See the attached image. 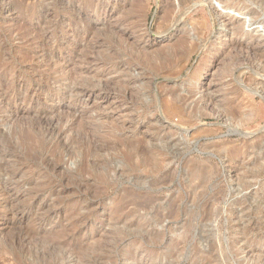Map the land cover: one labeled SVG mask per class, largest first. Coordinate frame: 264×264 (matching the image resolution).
Returning a JSON list of instances; mask_svg holds the SVG:
<instances>
[{"label":"rangeland","instance_id":"rangeland-1","mask_svg":"<svg viewBox=\"0 0 264 264\" xmlns=\"http://www.w3.org/2000/svg\"><path fill=\"white\" fill-rule=\"evenodd\" d=\"M170 1L176 9L168 18V0H0V264L13 263L9 255L53 264L58 245L68 264H264V58L232 46L234 39L264 45V0H231L239 10L217 0L181 10ZM223 15L252 37L234 33ZM34 25L51 55L62 67L72 62L95 95L78 100L50 58L47 65L25 56L20 36ZM187 29L191 37L180 43ZM128 76L140 94L123 87ZM174 89L214 103L190 121L164 118ZM224 100L244 107L248 119L220 116ZM37 107L51 125L41 124ZM83 122L99 148L84 163L100 168L78 171L79 152L70 156L64 145L56 159L43 137L75 123L67 142ZM29 132L32 147L23 139ZM135 135L161 147L166 163L154 171L125 158L124 143ZM204 161L213 167L207 178L196 166ZM150 195L149 208L135 212L129 200ZM171 205L172 216L156 217ZM76 213L82 218L72 222Z\"/></svg>","mask_w":264,"mask_h":264},{"label":"bare ground","instance_id":"bare-ground-1","mask_svg":"<svg viewBox=\"0 0 264 264\" xmlns=\"http://www.w3.org/2000/svg\"><path fill=\"white\" fill-rule=\"evenodd\" d=\"M179 1V8L182 10V8L185 7H189L193 1L195 0H178ZM202 1V0H199ZM209 2H211L212 0H207ZM218 2H220V4L224 7V8H231L235 9V10H239V7L232 2L231 0H217ZM167 2V1H166ZM169 4L166 5V15L168 18L172 15V13L175 12L176 6L173 3V1L171 2L170 0H168ZM195 3V2H194ZM204 3V2H203ZM208 3V2H207ZM191 8V6H190ZM192 9V8H191ZM185 10V9H184ZM183 10V11H184ZM187 10V8H186ZM187 12V11H186ZM189 12V11H188ZM174 17V16H173ZM224 19V23L226 24V26L232 28L234 30V33H240V34H245L248 37H252L250 36L247 32H245V28L243 24H236V20L235 17H229L227 15H223L222 16ZM179 18V17H178ZM167 20V19H166ZM26 22V21H25ZM177 22V21H176ZM174 23V22H173ZM20 24V23H19ZM30 25V24H29ZM178 25V24H177ZM28 26V25H27ZM26 26V27H27ZM173 26V25H171ZM29 27V26H28ZM38 27V26H37ZM185 27V25H184ZM30 28V27H29ZM186 28V27H185ZM193 29H197V27H193ZM199 31V30H198ZM181 37H180V43L184 42L187 43L189 38L191 37V30H186V31H182L180 32ZM29 35V36H28ZM28 36V37H27ZM21 39L23 41H25V45L27 48H25V56L30 59V60H34L36 58H41L40 60L42 62H45V64L49 65V58H50V63L51 65L54 67H56L59 71H60V75L62 76L63 79H68L70 80V84L66 85V87H64V89H66L67 91L71 92L72 95L77 96L78 100H84L89 97H91L92 95H95V91L94 88H90L89 86L85 85V83H79V81H83L84 76L83 73L80 72L79 70H77V68L73 67L72 62L69 63L70 68H66V67H62L60 65V62H58V58L53 57L51 55L52 52L49 51V49L45 46V42H46V38L42 35V33H40L39 31H36V25H34L33 27L31 26V29H29L28 34H22ZM37 37H39L38 40H35ZM257 40L255 39V42L249 44V43H245L239 39H234L232 41V46L235 48H239V50L243 49V51H245L246 53H250L251 55H257L260 53L261 57L264 58V45L257 43ZM34 42L36 44H34ZM192 43V41H191ZM201 44V43H200ZM15 46V45H14ZM20 46V45H19ZM24 47V46H23ZM169 47V46H168ZM194 47V46H192ZM225 47V46H224ZM2 48V47H1ZM226 48V47H225ZM200 49V48H199ZM234 49V48H233ZM168 50V49H167ZM203 50V49H202ZM206 50V49H205ZM235 50V49H234ZM18 51H22L23 50H18ZM4 52V51H3ZM241 52V51H240ZM23 55V54H22ZM187 55V50L184 52V57ZM192 55V54H191ZM240 56V55H238ZM2 58V57H1ZM0 58V59H1ZM22 60V59H21ZM2 61V60H1ZM74 61V60H73ZM40 62V61H39ZM75 63V62H74ZM5 64V63H4ZM7 64V63H6ZM18 65V64H17ZM26 65V64H25ZM66 65V64H65ZM72 65V67H71ZM15 66V63H12L8 66H6V68H13ZM29 66V65H28ZM21 67V66H20ZM26 67V66H25ZM68 67V66H67ZM157 65L154 66V68H156ZM31 68V67H30ZM20 69V68H19ZM68 69V70H67ZM43 70V69H42ZM22 71V70H21ZM44 71V70H43ZM43 73V72H42ZM21 74V73H20ZM128 73L126 72V75ZM25 75V74H24ZM89 75V74H88ZM26 76V75H25ZM46 76V75H45ZM49 76V75H48ZM29 77V76H28ZM169 77V76H168ZM90 78V77H89ZM95 80V79H94ZM135 79L132 77H129L123 82V87L126 90H130L132 93L135 92L136 94H140V91L136 90V88L134 87V81ZM84 82V81H83ZM137 82V81H136ZM50 83V82H49ZM64 85V84H63ZM23 86V85H22ZM93 86V85H92ZM5 87V86H4ZM45 90V89H44ZM2 91V90H1ZM26 91V90H25ZM63 91V90H62ZM16 92L19 93L18 89H14V93ZM32 93V92H31ZM130 93V94H132ZM30 94V93H29ZM195 94V95H194ZM21 95V93H20ZM99 96H101V98H106L105 94H100L98 93ZM173 95V101L172 104L170 106L167 107V110L164 112V118H170L172 115H178L180 116L183 120H188L194 116H197L200 114V116H203V109L207 110L211 107L212 103H214V99L212 96H207L206 94H202L200 95L199 99H193L196 96V92H191L189 91L188 94H181L179 92V90L174 89L172 90V94ZM198 96V95H197ZM43 97V96H42ZM23 98V97H22ZM20 100V99H19ZM28 100L29 103L33 104L34 103V99L32 97H30ZM75 100H77L75 98ZM108 100V99H107ZM160 102V101H159ZM221 102V101H220ZM218 103V102H217ZM37 104V103H36ZM222 104V103H221ZM38 105V104H37ZM216 105V102H215ZM36 107V106H35ZM222 108H220L219 110V115L220 116H228L231 120L233 119L234 124H240V122H243V120H246L248 118L245 117V113H244V107L241 108L239 105H234L230 100H224L222 106ZM161 108V107H160ZM216 109V108H215ZM36 110H38L39 113V117L41 119V124L43 125H47V124H52L54 121H52L50 118H45V108L43 107H38L36 108ZM161 110V109H160ZM213 111V110H212ZM215 111V110H214ZM218 112V111H217ZM17 113V112H16ZM163 116V114H162ZM86 117V116H85ZM172 119V118H171ZM83 120V119H82ZM96 120V119H95ZM165 120V119H164ZM163 120V121H164ZM182 120V121H183ZM190 121V120H188ZM184 122V121H183ZM47 123V124H46ZM56 123V122H55ZM75 124V123H74ZM70 125L69 128H73L72 126L74 125ZM170 124V123H169ZM45 126H42V129L45 128ZM171 126V125H170ZM180 126V125H179ZM69 128L64 129L62 128L61 125L57 126V128H52V135L53 137H48V136H44L43 138L45 139V141H49L48 143L50 145H52L53 150L56 151V153H52V155L57 159V153L61 154L62 153V149L60 147H63V149H65L64 145L66 146L67 152L70 156H72L74 153H80L81 156L83 157V163L79 166L78 171H83V170H89L92 167H96V168H100L99 167V162L97 160H91V159H87V163H88V167L87 165L84 163V161L86 162V158H88L89 156L95 157V153L97 151L96 147L98 145H96V147L92 142V138H91V133L93 132L92 129V125H89L86 122H83L81 125V130L80 132H77L71 139H69V141H65V134L67 132V130H69ZM77 130V128H76ZM114 130V129H113ZM47 131V130H46ZM72 131V130H71ZM78 131V130H77ZM106 131V130H105ZM50 132V133H51ZM111 133V132H110ZM72 134V133H70ZM147 134V133H146ZM202 134V133H201ZM46 135V134H45ZM145 136V135H144ZM37 137V136H36ZM93 137V136H92ZM202 137V136H201ZM33 138H35V136L33 135L32 132L27 133V135L23 136V139L25 140L26 144L29 147H32V144L28 141V140H33ZM48 138V140H47ZM115 140V139H114ZM146 137H144L143 139H139L136 135L128 138L127 141L124 143L127 147V151L125 153V158H127L128 160L134 161L135 164H139L141 163V165L143 164V166H151L153 168V170H157V168H159L160 166H162L164 163H166V160H168L167 157L163 156V149L159 146L156 145H151V146H147V144L145 145L144 143L146 142ZM151 140V139H150ZM33 143V142H32ZM49 145V146H50ZM168 146V145H167ZM104 147V146H103ZM27 148V147H26ZM98 148V147H97ZM99 149V148H98ZM218 149V148H217ZM60 150V151H59ZM169 150V149H168ZM221 151V149H219ZM28 151V150H26ZM52 151V149H51ZM58 151V152H57ZM66 151V150H65ZM101 151V150H100ZM234 152H240L239 148H234L233 150ZM31 154V153H30ZM50 154V153H49ZM66 155V154H65ZM41 156V155H40ZM170 157V156H169ZM59 158V157H58ZM69 158V157H68ZM72 158V157H71ZM90 158V157H89ZM31 159V158H30ZM82 159V158H81ZM111 160V159H110ZM74 161V160H73ZM107 162V161H106ZM122 162V161H121ZM74 163V162H73ZM113 163V162H112ZM52 166L55 169H59L63 168L62 166L59 165V162L55 161L52 163ZM138 166V165H137ZM169 166V165H168ZM195 164L190 165V167H194ZM198 168L201 167V171L203 176L205 178L208 177L209 172L212 170V166L209 165L207 163V161L201 162L200 164L196 165ZM123 167V166H122ZM53 168V169H54ZM148 168V167H147ZM196 167H194L193 169H195ZM192 169V174L194 175V173L198 172V171H193ZM98 171V170H97ZM108 171V170H107ZM63 172V170H62ZM126 172L124 169L121 170V173ZM87 173V172H86ZM256 173V172H255ZM63 175V174H61ZM120 175V174H119ZM69 179V178H68ZM162 181V180H161ZM160 181V182H161ZM111 182V181H110ZM159 182V183H160ZM8 183V182H7ZM101 185V184H100ZM8 186V185H7ZM84 186V185H83ZM104 186V185H103ZM4 187V186H3ZM7 191V190H6ZM11 192V191H10ZM15 192V191H14ZM97 192V191H96ZM195 192V191H194ZM127 194V193H126ZM207 194V193H206ZM13 196V195H12ZM144 197V196H143ZM135 198V197H134ZM137 198V197H136ZM11 199V198H10ZM211 199V198H210ZM154 197L153 196H147L144 197L142 199H140L139 201L137 199H130V203L135 202V206L136 209L134 210L136 212V210H139V207L142 208H146L151 205V202H154ZM197 199H194V202H196ZM173 201V200H172ZM10 204V203H9ZM172 206V205H171ZM170 206V209L166 212V213H156V217L159 219H162L163 217H167V216H172L175 212V205H173L172 207ZM138 207V208H137ZM167 207V206H166ZM121 209V208H120ZM147 209V208H146ZM77 210V209H76ZM197 210V209H196ZM78 214V215H77ZM77 217H73V221L72 222H76L78 220H80L82 218V216L80 215V213H76L74 216ZM194 215V211L190 212L189 214V218L192 219ZM169 219V218H168ZM117 222V221H116ZM136 227H138V231L139 229L142 230L143 225L140 219L137 220V222L135 223ZM190 226V223L187 222V227ZM40 228V227H39ZM115 228V227H114ZM121 227H119L120 229ZM128 230V229H127ZM130 230V229H129ZM69 231V230H68ZM133 231V230H132ZM156 231H152V234L156 235ZM151 234V233H150ZM70 237V236H69ZM7 238V237H6ZM64 239V238H63ZM54 240V239H53ZM70 240V239H69ZM73 240V239H72ZM116 240V239H115ZM55 241V240H54ZM67 241V240H66ZM18 242V241H17ZM16 242V243H17ZM19 242H21L19 240ZM18 242V243H19ZM53 242V241H52ZM59 242V241H58ZM22 243V242H21ZM103 243V242H102ZM107 243V242H106ZM6 244V243H5ZM62 244V243H61ZM101 244V243H100ZM104 244V243H103ZM15 245V244H14ZM17 245V244H16ZM63 245V244H62ZM96 245V244H95ZM99 245V244H98ZM102 245V244H101ZM118 245V244H117ZM138 245V244H137ZM10 246V245H9ZM64 246V245H63ZM63 246L58 245L57 250H59V252L57 253V257L54 260L53 264H68L71 260H69V262L67 261L68 258L65 256V253L63 250H66V248H63ZM13 247V246H12ZM18 247V245H17ZM111 247V246H110ZM109 248V247H108ZM10 249V248H9ZM12 249V248H11ZM15 249V248H14ZM13 249V250H14ZM28 249V248H26ZM112 249V248H111ZM23 250V249H22ZM55 250V249H53ZM56 250V251H57ZM76 250V249H75ZM96 250V249H95ZM212 250V249H211ZM15 251V250H14ZM74 251V250H72ZM173 250H171L172 252ZM213 251V250H212ZM21 252V250H20ZM8 253V252H7ZM29 253V252H28ZM27 253V255H28ZM103 253V252H102ZM132 253V252H131ZM5 254V253H4ZM89 254V253H88ZM42 255V254H41ZM104 254L102 255L101 258H104ZM128 256V255H127ZM175 256V255H174ZM262 256V255H261ZM84 257V256H82ZM38 258V257H37ZM41 257H39L40 259ZM88 258V257H86ZM131 258V257H130ZM262 258V257H261ZM7 260H10V262L12 261L14 264H22L21 263V258L17 257L16 255H9L6 257ZM95 261V260H94ZM98 262V261H97ZM11 263V264H13ZM75 263V264H79ZM88 263V262H87ZM206 263H210V261L206 262ZM153 264H158L156 261L153 262ZM255 264H260V263H255Z\"/></svg>","mask_w":264,"mask_h":264}]
</instances>
